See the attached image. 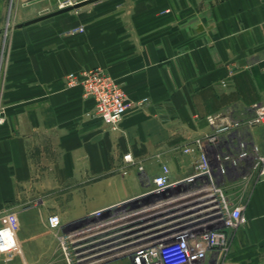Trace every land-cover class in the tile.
<instances>
[{
	"label": "crops",
	"instance_id": "0c3cea01",
	"mask_svg": "<svg viewBox=\"0 0 264 264\" xmlns=\"http://www.w3.org/2000/svg\"><path fill=\"white\" fill-rule=\"evenodd\" d=\"M59 1L0 0V226L9 213L19 221L0 264L67 263L62 237L73 261L83 247L102 252L96 264H133L113 248L119 220L163 165L171 180L192 172L181 149L213 132L207 116L238 123L264 152V125L249 126L264 107V0H74L58 13ZM22 18L41 19L7 26ZM96 68L130 103L116 130L65 85ZM227 192L247 223L203 264H264V176L252 159Z\"/></svg>",
	"mask_w": 264,
	"mask_h": 264
},
{
	"label": "built area",
	"instance_id": "2783aa9c",
	"mask_svg": "<svg viewBox=\"0 0 264 264\" xmlns=\"http://www.w3.org/2000/svg\"><path fill=\"white\" fill-rule=\"evenodd\" d=\"M78 31L83 29L73 30ZM65 85L70 89L81 87L83 95L95 101L92 115L113 130L118 129L130 107L121 83L96 68L67 74ZM206 120L213 132L181 149L183 154L194 157L192 172L171 180L169 167L163 165L142 195L141 206L127 209L125 222L119 220L118 233L123 236L113 248L123 250L133 264H203L211 251L224 252L231 234L246 225L244 206L229 196L227 188L249 159L258 175L264 176V152L241 137L238 123L218 124L213 115ZM3 123L0 114V125ZM259 125H264V107H258L256 117L249 122L251 127ZM123 158L133 163L131 154ZM138 168L143 170L141 165ZM48 223L50 228L58 229L61 219L51 215ZM18 230L17 215L9 213L0 226V256L11 251ZM61 239L67 264H96L93 259L102 254L92 248L76 247L73 261L64 245L66 238Z\"/></svg>",
	"mask_w": 264,
	"mask_h": 264
},
{
	"label": "rangeland",
	"instance_id": "374dc122",
	"mask_svg": "<svg viewBox=\"0 0 264 264\" xmlns=\"http://www.w3.org/2000/svg\"><path fill=\"white\" fill-rule=\"evenodd\" d=\"M72 2H74V0H61V1H59V2H58L53 8H54V9H55V8L62 9L61 6L64 5V6H63L64 8H65V7H68V6H70V4H72ZM13 9H14V8H13ZM13 9H12V5L10 4V5H9V16H10V14H11V16H12ZM17 22L24 23V22H27V21H26V19H24V18H22V19H20V20L9 19V20H8V23H7V26L12 27V26H14V24L17 23ZM2 264H6V263L3 262ZM63 264H67V263L65 262V263H63ZM75 264H80V263H75Z\"/></svg>",
	"mask_w": 264,
	"mask_h": 264
},
{
	"label": "water",
	"instance_id": "95a60500",
	"mask_svg": "<svg viewBox=\"0 0 264 264\" xmlns=\"http://www.w3.org/2000/svg\"><path fill=\"white\" fill-rule=\"evenodd\" d=\"M80 5L79 4H73V5H70L68 7H65V8H62L58 11V13H61V12H64V11H70V10H73L74 8H78ZM41 18L39 19H35V20H31V21H28L26 23H23V24H19L18 26L21 27L23 25H28V24H31L33 22H36L38 20H40Z\"/></svg>",
	"mask_w": 264,
	"mask_h": 264
}]
</instances>
